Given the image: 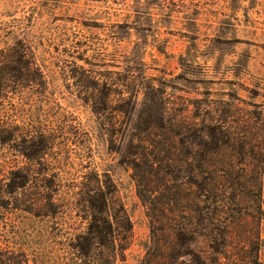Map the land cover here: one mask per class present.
Here are the masks:
<instances>
[{
	"label": "rangeland",
	"instance_id": "1",
	"mask_svg": "<svg viewBox=\"0 0 264 264\" xmlns=\"http://www.w3.org/2000/svg\"><path fill=\"white\" fill-rule=\"evenodd\" d=\"M21 57L46 78L43 94L19 88L32 78L15 72ZM94 83L111 85L102 116ZM125 99L139 102L132 122L117 113ZM0 109L56 136L42 161L62 180L58 199L96 172L115 185L130 239L91 264H264V0H0ZM210 129L230 145L204 157ZM0 165V187L12 169L48 170L2 149ZM26 195L16 209L0 197L1 249L78 264L86 215L36 218Z\"/></svg>",
	"mask_w": 264,
	"mask_h": 264
},
{
	"label": "trees",
	"instance_id": "2",
	"mask_svg": "<svg viewBox=\"0 0 264 264\" xmlns=\"http://www.w3.org/2000/svg\"><path fill=\"white\" fill-rule=\"evenodd\" d=\"M17 63L18 65L15 72L21 75H23L24 72H29V74L31 73L32 75L29 84H21L19 88L27 90L35 89V91L38 89L36 92L40 95L43 94L44 91H46L47 82L40 69L34 67L33 63L25 60V57L19 58ZM92 89L100 92V96L97 95L93 101H91L94 114L102 116L105 112L110 110L111 85L107 83L104 85L94 83ZM149 89H151V87H149ZM39 90L42 91L39 92ZM138 104L139 102L133 99H125L122 101L120 108L117 109V113L123 115L125 119H131L132 122L137 112ZM153 104H155V106H159V104L163 106L159 99L153 101ZM1 110L2 109H0V149L10 151L14 154L16 153L27 159L30 163H36L40 167L46 166L48 170L45 172H37V169L33 171L32 169H19L18 171L12 169L8 172V175H5L7 179L5 184L0 187V197L8 196L9 199L14 202L13 209H16L18 208V199L16 195L20 191H26L28 195L25 196L24 201L19 200V203L23 202L24 205L21 206L25 207L24 211L36 218L56 220L58 215L65 210H77L78 215H86L84 220L88 221L89 226L86 232L77 235L72 240L71 245V249L74 251L73 255L79 263L82 262L81 264H91L94 250L101 251L113 249L112 258L115 260L118 259L119 253L123 256L130 239L132 226L131 221L126 215L125 209L121 207L116 200L115 185H113V182L111 183L109 176L106 174L101 176L98 172L92 175H86L84 181L76 186L75 193L73 197H71L72 199H58L57 197L60 195V189L62 188V180L58 174H54L53 171L50 170V165L42 161L44 156L52 152L56 147V136L51 133L48 134L44 130L36 131V135L33 136L31 129H40L39 127H35L33 124L28 123L18 124V121L12 119L5 120ZM153 124H155V126L150 125L147 129L163 126L161 116L157 117V121ZM135 129L140 130L142 128L137 125ZM193 136L196 139L198 135L195 133ZM208 139L212 141V144H208V142L202 140L205 143V145L202 144L206 150L204 157L208 154L210 155V153H217L224 146L230 145V143L227 142L230 140L229 137L225 136L224 133H219L217 129H210ZM125 154L123 155L124 159L131 156L130 153H128L129 155ZM137 155L138 153L134 156ZM131 165H133L135 169L140 168L138 159L132 162ZM173 174L180 182L184 177L190 176V174L184 172L181 167L176 169V172L174 171ZM37 175H40V178H38ZM33 179H35V186L30 188L33 184ZM4 206L5 205H2L1 208ZM117 244H119V250H117ZM19 255L20 256H15L11 251L1 249L0 247V264H29L28 257L25 253Z\"/></svg>",
	"mask_w": 264,
	"mask_h": 264
}]
</instances>
